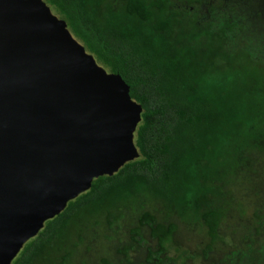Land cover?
Returning a JSON list of instances; mask_svg holds the SVG:
<instances>
[{
	"label": "trees",
	"instance_id": "trees-1",
	"mask_svg": "<svg viewBox=\"0 0 264 264\" xmlns=\"http://www.w3.org/2000/svg\"><path fill=\"white\" fill-rule=\"evenodd\" d=\"M44 1L141 105L138 155L10 264H264V1Z\"/></svg>",
	"mask_w": 264,
	"mask_h": 264
},
{
	"label": "water",
	"instance_id": "water-1",
	"mask_svg": "<svg viewBox=\"0 0 264 264\" xmlns=\"http://www.w3.org/2000/svg\"><path fill=\"white\" fill-rule=\"evenodd\" d=\"M140 112L44 0H0V264L138 155Z\"/></svg>",
	"mask_w": 264,
	"mask_h": 264
},
{
	"label": "rangeland",
	"instance_id": "rangeland-1",
	"mask_svg": "<svg viewBox=\"0 0 264 264\" xmlns=\"http://www.w3.org/2000/svg\"><path fill=\"white\" fill-rule=\"evenodd\" d=\"M218 0H215V2L216 3H218L217 2ZM261 1H264V0H261ZM256 2H258V1H256ZM260 4H262V6H264V4H263V2L262 3H260ZM50 10H51V12L53 13V14H55L56 16H58L56 13H54V11H53V9L50 7ZM76 38V37H75ZM81 43V42H80ZM239 45H240V47L241 46H244V41L243 40H240V43H239ZM87 51V50H86ZM87 52H89V51H87ZM89 53H91V52H89ZM93 55V54H92ZM94 56V55H93ZM94 58H95V56H94ZM95 60H97L96 58H95ZM248 60V59H247ZM97 62V61H96ZM98 63V62H97ZM99 65H101L102 66V64L101 63H98ZM104 66V65H103ZM105 67V66H104ZM106 69V68H105ZM249 203V202H248ZM177 237H178V239L180 240V242H181V245L183 246V247H185V248H187L189 251H192V249H194L195 248V243H197V241H196V234L194 233V232H190V230H183L182 232L181 231H179L178 233H177ZM106 244V243H105ZM107 246H108V248H109V250H111V251H114L115 249H116V247H118L119 246V244H113V245H109V244H106ZM113 246V247H112ZM255 245L254 244H252L250 247H243L242 249H241V251H243L244 252V254H242V257L244 256H247L249 253H250V251L253 249V247H254ZM258 246V249L260 250V252H263L262 254L264 255V249H263V247L260 245V244H258L257 245ZM223 248V245H218V248H217V250H219V249H222ZM110 251V254L109 255H112L113 257H114V255H113V253ZM139 252H140V250H138V252H136V256H135V261H143V258H141V256H137V255H139ZM116 256H118V253L116 254ZM244 257L243 258H241V261H242V264H244L243 263V259H244ZM192 259H186V262H187V264H193V261H191Z\"/></svg>",
	"mask_w": 264,
	"mask_h": 264
}]
</instances>
